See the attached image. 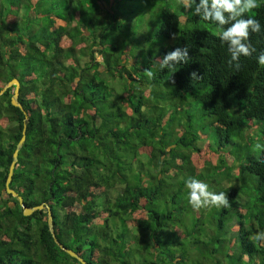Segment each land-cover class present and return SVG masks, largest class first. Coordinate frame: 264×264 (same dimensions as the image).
<instances>
[{"label":"trees","instance_id":"obj_1","mask_svg":"<svg viewBox=\"0 0 264 264\" xmlns=\"http://www.w3.org/2000/svg\"><path fill=\"white\" fill-rule=\"evenodd\" d=\"M193 8L0 0V87L18 80L26 114L12 85L0 93V264H80L45 204L86 264H264V0L242 17L261 30L238 71L218 39L229 25ZM185 46L186 63L160 70ZM22 126L8 186L43 204L28 215L4 190ZM189 178L230 206L194 210Z\"/></svg>","mask_w":264,"mask_h":264},{"label":"clouds","instance_id":"obj_2","mask_svg":"<svg viewBox=\"0 0 264 264\" xmlns=\"http://www.w3.org/2000/svg\"><path fill=\"white\" fill-rule=\"evenodd\" d=\"M179 3L185 8H193L198 16L206 21H214L224 26L229 25L218 33V39L227 44V50L230 54L228 61L237 71L240 68V57L250 56L255 49L246 43L250 33H258L261 30L260 23L254 18H242L245 13L257 7V0H179ZM175 38V34H173ZM188 48H175L167 52L158 60L160 70L171 69L176 64L188 61ZM260 65H264V51L257 58ZM145 75L153 78L151 70H145ZM192 78H198L197 73H191ZM187 189V200L194 210L211 207H229L230 202L226 192H211L208 185L189 178L185 181ZM231 187V186H230ZM255 240H264V233H257Z\"/></svg>","mask_w":264,"mask_h":264},{"label":"water","instance_id":"obj_3","mask_svg":"<svg viewBox=\"0 0 264 264\" xmlns=\"http://www.w3.org/2000/svg\"><path fill=\"white\" fill-rule=\"evenodd\" d=\"M10 85H12V93H11V95L9 97V102H10V104H12L14 106H17L22 111V113L24 115L23 118L25 119L26 118V114H25L20 102L17 100V91H18V86H19L18 80L15 77H12L9 80H7L6 83L0 87V93L3 92ZM23 139H24V126H22V128H21L20 136L17 139V141L15 143V146H14L12 152H11V160H10V162L8 164L7 173H6V176H5V179H4V190L6 192L10 193L12 196L16 197V199H17V201H18V203H19V205L21 207V213L23 215H28L34 209L42 208L43 204L39 203V204L32 205V206L24 205L23 202H22L21 196L19 194H17V192L15 190H13L12 188H10L8 186L9 180L11 178L12 168L14 166V163H15L16 157H17V150L20 147ZM45 206H46V209H47L46 210V212H47V217H46L47 226H48V229H49L54 241L57 243V245L61 249H63L65 252H67L70 256L75 257L80 262V264H86L85 261L76 252H74L70 248L63 247L59 242L56 241V239H55V237L53 235V231H52V221H51L50 210H49V208H48V206L46 204H45Z\"/></svg>","mask_w":264,"mask_h":264},{"label":"rangeland","instance_id":"obj_4","mask_svg":"<svg viewBox=\"0 0 264 264\" xmlns=\"http://www.w3.org/2000/svg\"><path fill=\"white\" fill-rule=\"evenodd\" d=\"M97 59H99V56H97ZM183 109H185L184 107H183ZM257 127V125L255 126V128ZM207 139L209 140L210 139V137L207 135Z\"/></svg>","mask_w":264,"mask_h":264}]
</instances>
